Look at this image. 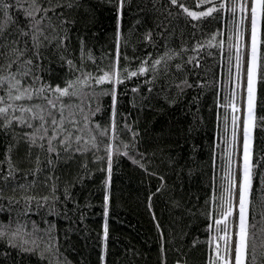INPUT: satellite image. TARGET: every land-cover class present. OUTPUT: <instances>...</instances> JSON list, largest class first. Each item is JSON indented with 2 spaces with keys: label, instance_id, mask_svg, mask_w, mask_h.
I'll return each mask as SVG.
<instances>
[{
  "label": "trees",
  "instance_id": "trees-1",
  "mask_svg": "<svg viewBox=\"0 0 264 264\" xmlns=\"http://www.w3.org/2000/svg\"><path fill=\"white\" fill-rule=\"evenodd\" d=\"M182 3L199 12L224 0ZM4 4L0 75L15 61L11 70L30 72L23 80L37 88H63L84 73L93 79L77 86V96L63 98L80 131L65 126L82 138L70 148L53 141L56 151L49 152L46 141L30 144L23 137L35 121L33 128L0 127V264H222L213 249L218 243L225 255L224 226L214 221L226 208L227 174L238 180L242 169L240 121L232 124L233 115L241 117L236 57L247 60L250 42L241 0H228L224 10L202 20L170 0H124L119 9L118 0ZM117 49L123 82L96 84L113 71ZM256 87L248 220L257 264H264V83ZM113 89L116 129L102 135L112 122ZM15 103L46 107L35 98Z\"/></svg>",
  "mask_w": 264,
  "mask_h": 264
},
{
  "label": "snow or ice",
  "instance_id": "snow-or-ice-1",
  "mask_svg": "<svg viewBox=\"0 0 264 264\" xmlns=\"http://www.w3.org/2000/svg\"><path fill=\"white\" fill-rule=\"evenodd\" d=\"M35 2V0H34ZM171 4L178 5L183 9L184 13L197 20L213 17L214 13L221 12L227 6L228 0H224V3L219 8L212 6L208 7L205 11H189L184 8L182 0H170ZM214 0H199L200 5L213 4ZM124 0H118V9L123 7ZM8 6L4 4V0H0V9H6ZM241 10L246 12L244 17L250 25V43L246 45V48H250L247 53L248 58L242 63V57H236L237 68V82L236 88L241 89V117L235 115L232 116V124L235 126L237 120L240 121V135H241V150H242V169L239 179L233 178V174L229 172L227 174V186L223 189L227 194L225 200L226 208L222 212L219 219H215L217 226L223 225V239H224V256L220 255L219 244L216 243L214 252L216 258L221 260L222 264H257L256 247L253 241L256 239L255 233H250L249 229L254 228V225L249 224L248 212L251 204L250 196L252 192V165L250 164V140L252 131L256 127V119L254 115L255 103H256V84L264 83V71L261 70V64L257 55V22L258 18L264 19V0H250V3H244L241 0ZM46 11V10H45ZM235 14L236 7L230 9ZM32 15L31 12L28 13ZM0 35H3L2 26H0ZM17 53V56H22L23 52L17 49H13ZM2 55V54H0ZM119 60V49H117V60L113 65V71L111 73L104 72L103 75L95 78L96 84L112 83L119 84L123 81L119 79V73L117 70V64ZM15 61L10 62L7 65V75H0V89L5 92V95L0 96V127L10 129L13 123L23 124L28 128H33V121L36 122L35 128L32 132L25 133L24 139L28 140L30 144L36 145L38 141H46L48 144L47 150L49 152H55L56 149L53 146V141H58L60 145L71 147L75 141L79 143L81 141L80 135H74L73 131H70L65 125H70L72 129L79 132L77 127L78 121L75 119V113L71 111L70 105L63 103L64 97L77 96V86H89V81L93 79L90 73H84L83 79L80 75H77L75 80L66 82L65 86L61 88L59 85L53 87L50 84L45 83L41 87H35L32 84H28L23 80V77L31 75L30 72H14L11 70L12 64ZM27 64H32L31 60L26 61ZM71 64V61H68ZM159 64L160 61L155 62ZM4 66L0 65V70H3ZM78 71V70H77ZM147 69L141 67L140 74H144ZM231 71V70H230ZM131 76H137V72H132ZM39 82V78H36ZM135 91V89H134ZM111 95L113 96V113L112 122L108 129H105L101 134L108 135L109 133H115V89H113ZM54 97V98H53ZM42 99L46 101V107H42L40 104H36L34 107H25L18 105L15 102L21 100L31 101L33 99ZM233 112L237 111L233 105ZM264 107V105H262ZM67 110V114H66ZM19 111L21 113H29V119H24L23 116H16L15 113ZM97 108L91 113L95 115ZM82 112V110H81ZM227 120V118H225ZM84 120L88 122L89 118L84 117ZM261 124H264V118L260 120ZM99 128V125H96ZM51 130V135L49 134ZM113 139L115 136L113 135ZM94 141V138H93ZM39 147L43 148L44 144L40 143ZM93 147L96 145L93 143ZM105 150L108 152V173H111V145H107ZM76 151H81L77 148ZM126 154V153H125ZM107 199V197H106ZM107 215V212L105 213ZM229 218H231V226H229ZM3 235V233H0ZM104 240L108 238V226L104 225ZM261 247H264V241L261 242ZM264 256V252L261 253ZM215 264V260L212 261Z\"/></svg>",
  "mask_w": 264,
  "mask_h": 264
},
{
  "label": "rangeland",
  "instance_id": "rangeland-1",
  "mask_svg": "<svg viewBox=\"0 0 264 264\" xmlns=\"http://www.w3.org/2000/svg\"><path fill=\"white\" fill-rule=\"evenodd\" d=\"M199 2V0H197ZM207 10V9H206ZM261 19L258 18V22H257V55L259 57V47H260V39H261V32H260V27H261ZM250 43V42H249ZM249 51H250V48H249ZM257 88V87H256ZM256 94V93H255ZM254 131V130H253ZM253 131H252V136H253ZM252 136H251V140H250V164L252 165L251 163V157H252ZM176 264H184V263H181V262H177ZM185 264H188V263H185Z\"/></svg>",
  "mask_w": 264,
  "mask_h": 264
}]
</instances>
